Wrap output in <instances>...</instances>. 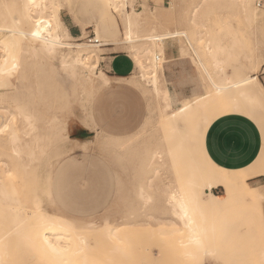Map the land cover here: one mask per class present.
I'll list each match as a JSON object with an SVG mask.
<instances>
[{
  "label": "rangeland",
  "instance_id": "rangeland-1",
  "mask_svg": "<svg viewBox=\"0 0 264 264\" xmlns=\"http://www.w3.org/2000/svg\"><path fill=\"white\" fill-rule=\"evenodd\" d=\"M102 1L110 18L118 22V31L117 36L108 33L99 37L101 41L121 39L124 27L123 11L141 12L144 9L155 11L153 14L143 15L140 30L144 32L150 29L159 32L165 28L170 31L186 30L209 69L211 57L204 47L205 42L210 40L209 42L214 44L224 43L222 46L226 49L220 57L226 62V75L231 78L243 76L252 71L251 67L255 61H259L261 65L257 68L256 75L264 87V0H251L246 8L239 0H201L202 2L123 0L118 10L110 9V5ZM2 2L1 0L0 6ZM60 2L63 4L61 17L65 22L72 21L68 9L75 12L77 22L74 23L80 28L79 35L83 37L80 42L93 43L87 40L88 35L95 37L92 16L101 3L98 0ZM4 3L9 5L10 1ZM194 7L195 13L194 11L191 13ZM254 8L259 13L256 16L252 15ZM248 14L249 17H246ZM155 16H158V19H155ZM191 16L193 23L189 20ZM159 19L161 24H157ZM82 27H86L85 32ZM198 35L201 39L195 40ZM65 39L75 42L70 37ZM165 43L164 49L169 47L175 54L192 60V53L182 38L168 39ZM21 47L20 65L12 79L15 86L0 95V123L8 119L10 125L20 132L22 143L31 142V147L21 146L20 155L16 156L5 138V133L1 136L0 199L3 200H0L1 204H18L12 197L4 199L2 188L8 191L16 189V193L20 189L16 195L22 199L25 213L30 210L28 202L33 205L37 197L38 201L42 198L40 200L42 203L39 202L46 209L67 216L74 224L76 233L87 235L92 244L90 256L94 258L96 264H264L260 257V252L264 248V200L257 204L252 199L236 197L224 210L204 211L203 219L199 221L205 229L201 233L202 243H205L212 252L208 254L191 248V255L186 256L185 247L178 242L179 236H183L184 233L174 231L171 223L160 220L169 218L170 213L165 198L157 187L159 188L163 182L172 181L175 174L171 161L164 157L165 164L160 174L152 178L151 186H147L146 178L151 174L146 168L147 150L156 145L164 148L167 141L162 132L155 127V118L158 114L157 100L150 93H143L145 84L138 81L137 69L134 67L132 73L124 75L127 76L124 79H117L114 77L117 74L109 70L107 57L117 54L129 55L128 51L117 46H107L109 48L105 50L102 47L94 48L99 60H102L99 61L98 67L106 71L111 83L107 87L84 91L79 84L67 78L58 56L45 59L43 56L41 58L30 55L29 58L30 52L25 51L28 47L23 44ZM153 49L154 52H158L162 46ZM109 51L113 53L109 55L107 53ZM101 56H105L106 59ZM125 65L126 62L120 60L115 66L120 70L125 68ZM193 67L197 76L195 90L199 93L189 97L210 89L194 64ZM96 80L94 78V82ZM186 92L188 95L192 93L190 90ZM179 100L172 97L173 108L179 105ZM4 109L8 112H4ZM22 112L30 115L32 113L30 119L34 126L28 137L23 133L30 129V126L23 118ZM248 112L249 108L245 104L235 110L229 101H222L217 107L211 106L208 114L239 113L251 118L258 125L257 128L259 127L262 146L264 113L251 114L250 117ZM65 120L69 123L67 133L70 137L79 132L81 127H85L89 130L85 139L89 141L79 144L67 140L62 125ZM88 126H93L94 131ZM193 128L189 131L192 138L190 146H193L191 149L196 153L194 147L197 145L198 127ZM95 130L99 131L98 134ZM195 156L199 159L200 155L198 153ZM3 161L11 169L10 174L4 177ZM263 180L264 177H255L249 179V184L262 187ZM141 191L150 196L147 203H144ZM213 192L222 194L223 189L213 188ZM29 195L31 198L27 197ZM147 216L149 220L138 227H135L136 225L121 227L117 238L108 239L110 237L102 230L104 222L114 224L142 222ZM6 220L0 219V234L5 229ZM89 221L96 224L90 225L87 223ZM28 223H31V220ZM125 254L128 256L125 257ZM51 262L50 258L28 247L23 238L13 236L6 244H0V264H51Z\"/></svg>",
  "mask_w": 264,
  "mask_h": 264
},
{
  "label": "bare ground",
  "instance_id": "bare-ground-1",
  "mask_svg": "<svg viewBox=\"0 0 264 264\" xmlns=\"http://www.w3.org/2000/svg\"><path fill=\"white\" fill-rule=\"evenodd\" d=\"M2 1L0 6V95L5 90L15 86L12 79L15 77L20 65L19 51L22 48V44L28 47L25 51L30 52L29 58L30 55L34 57L43 56L45 59L58 56L67 78L79 84L80 88L84 89V91L87 89L103 88L110 83V78L106 71L98 67L101 59L99 60L94 50V48L109 43L100 40L98 25L94 26L96 32L94 31L95 40L93 43L80 42L83 37L73 39L75 42H70L65 39L69 35L59 19V0H54L53 3L51 0H8L10 1L9 5L4 3L7 0ZM104 1L110 5V9L118 10L123 0ZM239 1L246 8L251 0ZM193 11L195 13V7L191 10V13ZM154 12L147 9L141 12L134 10L131 12L127 10L123 11V19L121 18L124 24L122 37L120 40L113 39L110 43L130 53L134 61V67L138 71V81L140 80L145 84L143 93H150L158 103L155 127L162 132L164 139L167 141V146L162 148L156 145L147 150L145 157L147 162L146 168H148L151 174L147 176L146 183L147 186H151L152 178L160 174L165 164V161H163L164 157L171 161L170 164L175 176L172 181L163 182L159 185V188L157 187L165 198V204L169 209L170 217L163 219L155 218V220L168 221L169 224L171 223L174 231L177 230L184 233L183 236H179L178 242L185 247L184 254L186 256L191 255V248L196 249L197 252L200 251L201 253L208 254L211 251L205 243H202L201 233L205 229L199 221L203 219L204 211L224 210L231 205L236 197L249 198L257 204H261L264 200V186L260 187L249 184V179L264 174V145L260 146V150L252 163L236 169H228L222 165L213 163L204 146L207 129L215 119L222 116V113L209 115L208 111L211 109V106L217 107L222 101H229L235 110L239 109L242 104H245L249 108L248 113L250 117L257 113H264V87L256 75L257 68L261 63L254 60L255 63L251 67L252 71L250 73L247 72L243 76L231 78L226 75V62L220 57V54H224L226 49L222 46L224 43L221 42L222 44L219 45L211 43L209 40L204 44L211 57L209 69L206 64L207 62L202 59L203 56L201 57L197 51L198 48L196 49L192 44L186 30L176 29L170 31L168 28L159 32L155 29H150L147 32L146 30L145 32L140 30L143 15L146 13L153 14ZM252 13L254 16L259 14L256 8L252 10ZM108 14L109 12L106 10V16L109 18ZM249 14L246 17H249ZM155 19H158V16H155ZM189 20L193 23L192 16ZM160 22L159 19L157 24ZM199 27L201 28V25ZM37 32L39 34L34 35ZM224 35L223 37H225ZM174 38H182L187 44L192 53V63L200 71L210 87L205 93L179 100V105L175 108L172 106V94L165 85L162 72L164 43L166 40H173ZM200 39L198 35L195 40ZM156 46H162V49L154 52L153 47L155 48ZM144 60L146 61L144 62ZM94 78L97 79L96 82H94ZM5 111L6 109H4ZM23 111L25 110L23 109ZM23 115L26 123L30 126V129L25 131L23 135L28 137L31 135L34 126V123L31 121L32 119H30L32 113L31 115L26 113ZM67 124H69L67 120L62 124L66 131L67 140L79 144L85 143L72 140L68 136ZM196 126L198 127V130H196L198 131L196 135L197 149L196 146L194 149L199 153V159L195 156L198 153H194L195 151L193 152L191 149L193 146H190L192 138L189 131ZM91 128L93 129L94 127L92 126ZM4 133L14 155H20L21 146L31 147V142L27 143L25 141L22 143L20 132L10 125L8 119L0 123V138ZM4 142L6 143V141ZM2 163L4 177L10 174L11 169L5 161ZM22 182L24 181L22 180ZM217 187H222V194L213 192V188ZM9 190L2 188V196L4 199L12 197L18 204L13 205L11 201L12 205L0 203V219H7L4 222L5 229L0 234V244H6L11 237L17 236L19 239L23 238L27 242L28 247L50 258L52 260L51 264H96L94 258L90 256L91 241L87 235H82L84 233H76L74 224L67 216L65 217L63 214L58 215L49 211L41 204L40 200L42 198H39L40 203L38 197L37 201L33 202V205L26 202L30 205V210L25 213L21 202L22 199L16 195L17 193L19 194L20 189L17 193L16 189L12 188ZM140 195L143 197L144 203H147L150 196L147 193L144 194V191H141ZM29 196L27 197L31 198ZM39 197L42 196L39 195ZM28 198L26 199L27 201ZM70 216L71 218L73 217L72 215ZM148 218L149 216L142 222L130 221L117 224L104 222L102 230L106 236L110 237L108 239L117 238L118 230L121 227L127 225L132 227L136 225L135 227H138L149 220ZM28 220H31V223H28ZM87 223L90 225L96 224L94 221ZM260 257L264 262V248L260 252Z\"/></svg>",
  "mask_w": 264,
  "mask_h": 264
},
{
  "label": "crops",
  "instance_id": "crops-1",
  "mask_svg": "<svg viewBox=\"0 0 264 264\" xmlns=\"http://www.w3.org/2000/svg\"><path fill=\"white\" fill-rule=\"evenodd\" d=\"M98 1L101 5L98 9H96L94 15L92 16L94 26L98 25L100 37H103L108 33L117 36L118 22L116 19L113 20V18H108L106 16V8L103 1ZM59 3V19L61 24L65 27L69 37H73L72 39L82 37L79 35L80 28L75 24L77 22V16L73 9H68V15L72 21L65 22L61 17L63 4L60 0ZM85 28L86 27H82L83 32H85ZM103 41L106 42L105 40ZM110 41H108L109 43L102 45V49L105 50L109 48L107 46H113ZM107 53L110 55L113 52L109 51ZM102 58L106 59L105 56H102ZM107 58H109V70L117 74V76H114L117 79H124L127 77L124 75L130 74L134 70V61L130 54L111 55ZM120 60L126 62V65L125 68L117 70L115 65L117 61ZM162 72L165 84L175 100L189 97L194 93H199V91L195 90L197 76L193 63L191 64V61H189L186 57H181L180 55H177V53L175 54V52L169 47H165L164 49ZM110 83L104 87L109 86ZM187 90L192 91V93L188 95L186 92ZM254 122L255 121L251 118L239 113L225 114L215 119L207 129L204 140V146L211 161L228 169L241 168L248 166L249 163H252L261 146V134L258 130L259 127L257 128L258 125ZM88 128L90 130L94 129L90 126H88ZM88 133L89 130L87 128L81 127L79 132H75L71 137L69 135L68 136L75 141L87 142L89 140L86 139V141L85 138L88 136ZM256 177L262 178L264 177V174ZM262 184H264V180Z\"/></svg>",
  "mask_w": 264,
  "mask_h": 264
},
{
  "label": "built area",
  "instance_id": "built-area-1",
  "mask_svg": "<svg viewBox=\"0 0 264 264\" xmlns=\"http://www.w3.org/2000/svg\"><path fill=\"white\" fill-rule=\"evenodd\" d=\"M94 37L92 38V37H90L89 35H88V40L87 41H89V42H94Z\"/></svg>",
  "mask_w": 264,
  "mask_h": 264
},
{
  "label": "snow or ice",
  "instance_id": "snow-or-ice-1",
  "mask_svg": "<svg viewBox=\"0 0 264 264\" xmlns=\"http://www.w3.org/2000/svg\"><path fill=\"white\" fill-rule=\"evenodd\" d=\"M42 23V22H41ZM39 33L37 32V33H34V35H38ZM64 251H67V250H64Z\"/></svg>",
  "mask_w": 264,
  "mask_h": 264
}]
</instances>
